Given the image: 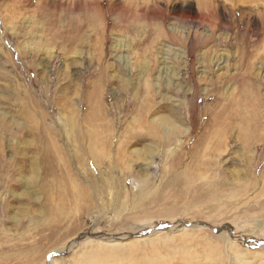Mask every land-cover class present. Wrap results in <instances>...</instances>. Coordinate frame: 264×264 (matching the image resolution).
I'll return each mask as SVG.
<instances>
[{"label": "rangeland", "instance_id": "rangeland-1", "mask_svg": "<svg viewBox=\"0 0 264 264\" xmlns=\"http://www.w3.org/2000/svg\"><path fill=\"white\" fill-rule=\"evenodd\" d=\"M51 1L0 0V264H264V0Z\"/></svg>", "mask_w": 264, "mask_h": 264}, {"label": "bare ground", "instance_id": "bare-ground-1", "mask_svg": "<svg viewBox=\"0 0 264 264\" xmlns=\"http://www.w3.org/2000/svg\"><path fill=\"white\" fill-rule=\"evenodd\" d=\"M53 1V0H52ZM51 1V2H52ZM147 1V0H146ZM149 1V0H148ZM154 1H157V0H151V2H154ZM165 1V0H164ZM168 1V0H167ZM47 2V1H46ZM50 2V1H49ZM76 2V1H75ZM48 3V2H47ZM98 5V4H97ZM146 5V4H145ZM147 7V6H146ZM262 12V11H261ZM253 21H255L254 23H256L257 24V21L256 20H253ZM255 25V24H254ZM262 34V33H261ZM243 42L245 41V38L243 39V37H242V39H241ZM246 45V44H245ZM243 51V50H242ZM245 54V53H244ZM250 54V53H249ZM246 55V54H245ZM243 57V56H242ZM251 57V56H250ZM249 63V62H248ZM244 76V75H243ZM50 262V261H49Z\"/></svg>", "mask_w": 264, "mask_h": 264}]
</instances>
